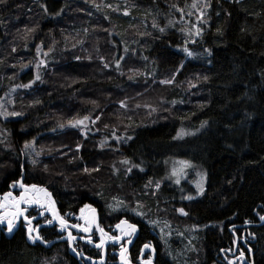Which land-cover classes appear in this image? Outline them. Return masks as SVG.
<instances>
[{"label": "trees", "instance_id": "1", "mask_svg": "<svg viewBox=\"0 0 264 264\" xmlns=\"http://www.w3.org/2000/svg\"><path fill=\"white\" fill-rule=\"evenodd\" d=\"M191 3H0V103L7 111L23 113L7 119L0 116V191L9 180H16L24 166L26 179L47 187L62 212L91 204L101 210L102 223L113 225L124 216L108 218L106 201L139 200L145 190L153 192L145 187L149 180L165 176L168 159H188L207 175L205 194L179 200L178 188L164 183L157 199L188 213L182 219L173 213L175 220L208 226L200 230L196 244L202 260L219 254L229 243L233 246L231 226L240 239L244 234L250 242L255 264H264V224L256 214L264 205V0H210L211 7L205 10L208 24L201 25L202 38L187 45L194 56L186 57L181 47L187 37L179 29L191 27L196 17L181 19L171 6L183 7L187 13L194 11L186 7ZM125 10L129 15H124ZM169 20L175 27L169 26ZM154 21L158 27H153ZM25 27L36 29L27 40L21 38ZM41 43L42 53L53 49L47 57L37 56ZM39 57L47 61L40 69L43 82L27 89L15 87L35 78ZM173 75V84L161 83ZM84 115L101 117L94 125L89 123L87 137L67 126L70 119ZM204 121L207 124L198 135L174 139L182 126L193 130ZM113 132L122 139L116 140ZM126 136L132 139L125 141ZM33 141V147L25 149V143ZM125 159L143 171L134 168L127 173L131 164L121 163ZM246 224L250 226L239 228ZM0 264L80 262L63 245L51 250L32 246L19 232L1 241Z\"/></svg>", "mask_w": 264, "mask_h": 264}, {"label": "snow or ice", "instance_id": "2", "mask_svg": "<svg viewBox=\"0 0 264 264\" xmlns=\"http://www.w3.org/2000/svg\"><path fill=\"white\" fill-rule=\"evenodd\" d=\"M6 0H0V3H5ZM237 3H239V0H236ZM96 7H99V5H96ZM107 7L111 8L112 5H107ZM171 7L175 8L179 13H181V19L184 18V16L191 17L195 15V21L190 22L191 27L187 28H180L179 31L184 34L187 38L183 41V46L181 47V51L185 54L186 57H193L194 52L190 50V48L187 46L189 43L195 44L197 40L195 38H202V34L204 32V27L201 25H207L208 20L205 18L206 16V9L211 7L210 0H204L203 4L200 3V0H192V3L190 5H186V7L190 8L194 11H188L185 13V9L183 7H179L178 5H172ZM45 11H47V8L45 7ZM124 15H129V12L125 10ZM169 26L175 27L173 22L171 20L168 21ZM153 27H158V25L153 22ZM36 29L25 27L23 29V36L21 37L24 40H27L28 36L31 35ZM19 31V30H18ZM159 31L161 33L165 32L164 27H159ZM219 31V29H218ZM141 35H144V33H141ZM43 44L36 47V53L37 56H40L42 53ZM16 49L13 48V51ZM53 49L50 47L47 52H43V56L47 57L49 52H51ZM125 52L128 51V48L125 47ZM205 52L208 55H211L210 50L205 49ZM79 59V57H77ZM122 59V58H121ZM146 59V58H145ZM31 63V62H30ZM36 75L33 80H31L27 84H21L17 85L15 87L20 88H31L34 83L37 81H42V76L40 74L39 69L42 67L47 66V61L44 59H40L36 63ZM14 67V66H13ZM22 67H27V65H23ZM104 67L107 68L109 65L107 63L104 64ZM116 69L120 70V60H117L115 63ZM180 67H183V64L180 65ZM134 71V70H130ZM123 75V72H121ZM133 77L130 76L129 79H132ZM205 80L208 79L207 76L204 77ZM175 82V75L171 79H165L162 80V84H173ZM15 87L12 89L15 91ZM35 103H39V101H35ZM93 104H96V101H92ZM122 107H127L125 101L119 102ZM172 103H175V101H172ZM141 105H137V107H140ZM144 107L151 108V111H156L155 108H152L150 105H144ZM23 113L17 112V111H7L4 108L3 103H0V116H3L5 119L8 117H19L22 116ZM101 117L97 115L94 119L90 115H84L81 118H73L70 119L67 122V126L72 128H77L81 131L82 135L84 137H87L88 133L91 131L89 128V123L95 124ZM207 124V121L202 122L201 127ZM60 128H64L65 124H60ZM107 128L108 125H105ZM189 133L184 132L183 129L179 133H177V136L174 137V139L182 138L183 135H187ZM112 135L115 137L116 140H121L122 137L116 136L115 132L112 133ZM123 139L130 140L132 139L131 136H126ZM34 141L30 143H25L24 147L25 149L33 147ZM103 146V144L101 145ZM81 145H77V149H79ZM36 155H40V153H36ZM33 164L36 163L35 160L32 161ZM121 163L129 165L131 164V161L128 159L123 160ZM133 167L139 168L141 171H143V168L140 167V165L131 164L130 167L126 168L127 173H131ZM194 165L189 160H178L175 161L173 164V167L171 168L169 179L174 178V183L179 185L181 183L182 178H186L187 176V169L193 168ZM46 168V166H45ZM85 172H88L89 170L87 168L84 169ZM93 171H98V169H93ZM196 175L199 177V180L195 181V187L197 189V195H202L205 191L204 189V183L206 180V173H200L197 172ZM151 184V181H149ZM161 184L160 182L155 183V188L158 190L160 188ZM10 189L19 188V194L14 195L12 190L4 192L2 195H0V226H3L7 233L11 234L14 229L17 228L18 224H21L25 229L26 238L28 241L32 242L33 244L39 242L42 244H48L50 243L48 240L44 238L43 235L40 233V225L39 223L33 224V221L37 219V216L29 215V208L35 206L37 211V215L40 217H43L45 213H50L51 218H46L44 223L46 225H55L58 224L59 229L61 232H67L66 240L69 243V245H72L74 241L77 240V236H74L72 234L71 229H77L79 232H82L84 234H87L85 236L79 237L80 239L84 240L86 243L92 244V231L93 227H95L96 231L99 232L100 238L98 243H94V247L97 249H100L101 252L105 249V244L107 241H112L114 243L120 244V250H119V258H120V264H132V260L129 255V249L128 246L133 243V237L138 232V227L135 223H130L127 219H121L119 223L115 225V229L118 231V235H110L109 233L105 232V230L100 227L99 223L97 222V215H96V209L93 208L90 204L84 205L80 209V219L83 220V224L76 223L69 225L68 221L64 218V216L60 215L56 208V202L53 199L52 193L49 191L47 187L41 186L39 184L31 183L26 184L24 182L23 176H21L20 179L13 180L10 184ZM145 187H148V185H145ZM188 200L194 199L193 196L189 195L185 197ZM122 203V202H121ZM137 207H142V205L137 202ZM133 211L136 215L144 217L146 216V213L142 211H136L134 208ZM178 211L183 215H188V213L185 211L184 208L178 209ZM260 212H264V205H261L259 208V211H257V216L259 217L260 221H264V215H261ZM148 223L151 225H157L158 221L154 220H148ZM245 223H252V221H246ZM161 232H163V228L160 229ZM170 234V233H169ZM253 235V234H250ZM254 238V235H253ZM123 241V242H122ZM122 242V243H121ZM245 244L248 243L247 239L244 240ZM149 250L150 254L147 256V258H144V251ZM73 252H77L76 247H72ZM227 251H231V249H228ZM252 248L248 247L247 252L249 254V257L252 254ZM77 255L83 256L82 252H77ZM155 255H156V248L151 243H145L143 244L140 255L138 257L140 264H154L155 261ZM88 260H92V257H87ZM246 259L245 251L240 250L239 255L237 257V260L241 262V264H244V261ZM95 264V262H93ZM100 264H104V258L103 255L100 257ZM228 264H236L235 260H229ZM247 264H255L254 259H247Z\"/></svg>", "mask_w": 264, "mask_h": 264}, {"label": "rangeland", "instance_id": "3", "mask_svg": "<svg viewBox=\"0 0 264 264\" xmlns=\"http://www.w3.org/2000/svg\"><path fill=\"white\" fill-rule=\"evenodd\" d=\"M203 2L204 0H200L201 4H203ZM40 59L46 60L45 57H39L37 62ZM37 62L34 63L35 68ZM205 126L206 125L201 127L200 124L196 129L193 130L187 129L185 126H182L177 133H179L181 129H183L184 132L189 134L183 135L182 138H177L176 140L181 141L187 138L188 136L197 135L202 131V129ZM178 160H188V159L171 158L165 162L166 174L162 179L158 180L161 184L160 188L163 186L164 183H170L174 187L178 188L180 193L178 197L179 200L182 199L185 201H189L188 199L185 198L189 195L193 196L194 199L201 198L206 191L207 175L204 183L205 191L202 195H197L196 194L197 189L195 187L194 182L199 180V177L196 175V173L197 172L205 173V172H203L200 168H198V166L194 162L191 161L194 167L187 169V176L186 178L181 179V183L179 185L174 183V178L173 179L168 178L170 176L171 168L173 167L174 162ZM134 168L135 167H133V169ZM21 174L26 175L24 166H22L19 169V176ZM149 181H151V184L149 183ZM149 181H148V187H152L153 194L152 193L149 194V192L145 190V194L140 195L139 198H136L139 200H135L134 202L130 198H129L130 201L127 198H121V197L110 198L104 204V213L107 215L108 218H112L113 220L114 218L118 217L117 216L118 214H123L124 218L121 219H125V218L127 219L131 217L132 219L140 220L141 223L145 224L148 228H152V230L156 232L157 237L159 238L162 246L167 252H170L171 254L175 255L178 259L187 260L188 264H198V260H202V254H201L202 251L197 248L196 244L199 241V233L201 232L200 230H204L208 228V226H205L204 228H202V226L193 227L183 222L184 220L183 221L175 220L176 216L178 218L181 217V219L185 218V216L178 211V209L180 208L171 207L164 198L160 199L159 201V199H157L158 197L157 194L160 188L158 190L155 188V183L158 181L156 182L152 180ZM137 202H139V204L142 205V207H137ZM81 208L82 207H80L75 212L76 213L75 216L78 223L83 224L84 223L83 220L79 218ZM134 208L136 209V211H142L146 213V216L141 217L136 215L135 212L133 211ZM173 213H175L174 214L175 217H173ZM169 214L171 215L169 216ZM148 220L158 221V224L155 226L151 225L148 223ZM161 228H163V232L160 231Z\"/></svg>", "mask_w": 264, "mask_h": 264}, {"label": "flooded vegetation", "instance_id": "4", "mask_svg": "<svg viewBox=\"0 0 264 264\" xmlns=\"http://www.w3.org/2000/svg\"><path fill=\"white\" fill-rule=\"evenodd\" d=\"M21 176H23L24 182L26 184H31L26 179L25 174H21L20 176H18L16 178V180L20 179ZM12 181L13 180L8 181V183L4 187V189L2 191H0V195H2L4 192L9 191V190H12L14 195L19 194V191H20L19 188L10 189L9 186L12 183ZM52 196L56 202V208H57L58 212L60 213V215L64 216V218L68 221L69 225L78 223L76 216H75L76 213L72 212V211H67L65 213L62 212L60 209V206H59V202L56 200L53 193H52ZM93 208H96L99 211L100 227H102L105 230V232L109 233L110 235H118L119 233L115 229V225L119 222H116L113 225L112 224L106 225V224L102 223L101 210L98 207H93ZM37 211L38 210L36 209V207L33 206V207L29 208L28 214L32 215V216H37V219L35 221H33V224L39 223L40 228H41L44 225H46L44 223L45 219L46 218L50 219L51 215H50V213H45V215L43 217H40L37 215ZM127 220L130 223H135L138 227V232L132 238V239H134L132 245H129L130 247L128 246L129 247V255H130V258L132 260V264H140L138 257L140 255V250H141L143 244H145V243H151L156 248V255H155L154 264H188L187 260L178 259L175 255L171 254L170 252H167L164 249V247L162 246L159 238L157 237L156 232L154 230H152V228H148L145 224L141 223L140 220H137V219L136 220L127 219ZM143 225L146 227V229H147L146 231H143V228H144ZM71 231H72V234L74 236H77V240L74 241V243H73V246L76 247L77 252H82L83 256L86 258L92 257V261H89L88 259H81V258L73 255L71 253L70 245L67 242V240L54 245L51 249H53L57 245H63L65 248L67 247L69 255L71 257H73L74 259L78 260L80 262V264H93L94 261H99L101 255L104 256V251H105V259H106L105 264H120V258H119L120 244L119 243L107 241L105 244L104 251L101 252L100 249H97L94 247V243H98L99 238H100V234L98 231H96L95 227H93V231L91 233L92 239L94 242L92 244L86 243L79 238L81 236H85L86 234L79 232L77 229H71ZM19 232H23L25 239L27 240L25 229L22 225V222H21V224H18L17 228L14 229V231L11 234L7 233L6 229L3 226H0V243L3 239H6V240L12 239ZM40 233L50 243L55 241V240H59V239H63V238L67 237V232L66 231L61 232L58 224L51 225L50 227L42 228L40 230ZM228 233L230 234V237H231V233H232V237L234 238L233 239V246L231 247V243L227 244V246L224 249H222L219 254H217L211 258H208L206 256L205 260H198V264H228L229 260H235L236 264H241V262L239 260H237V257L239 255L240 250L245 251L246 259L244 261V264H247V259H249V258L253 259V252H252L250 257H249V254L247 252L248 247H251V246H250V242L245 244V242H244V240L246 239L245 235L243 234L242 238L240 239L236 233V228L233 230V229H231V226L228 229ZM28 242L31 243L32 246H36L38 244L40 246H42V244L39 242H37L35 244H33L30 241H28ZM43 248H45V247H43ZM51 249H47V250H51ZM228 249H231V251H227ZM149 254H150L149 250H145L144 251V258H147V256Z\"/></svg>", "mask_w": 264, "mask_h": 264}, {"label": "water", "instance_id": "5", "mask_svg": "<svg viewBox=\"0 0 264 264\" xmlns=\"http://www.w3.org/2000/svg\"><path fill=\"white\" fill-rule=\"evenodd\" d=\"M54 199V198H53ZM96 209V208H95ZM96 215H97V222L99 223V225H100V215H99V211H98V209H96ZM262 224H264V221H261V224L260 225H262ZM51 225H44L43 227H41L40 228V230L42 229V228H45V227H50ZM249 227L250 226V224H246V225H244V226H239V227H241V228H244V227ZM87 235V234H86ZM66 240V238H63V239H59V240H55V241H53V242H51V243H48V244H42V246L43 247H45L46 249H51L54 245H56V244H58V243H61V242H63V241H65ZM82 240V239H81ZM82 241H84V240H82ZM133 241H134V239H133ZM85 242V241H84ZM74 243V242H73ZM132 245V244H131ZM72 247H74L73 246V244L72 245H70V249H71V253L73 254V255H75V256H77V257H79V258H81V259H87L86 257H84V256H80V255H77V252H73L72 251ZM130 247V246H129ZM129 247H128V249H129ZM234 255V254H233ZM103 258H104V264H105V261H106V259H105V251H104V256H103ZM90 261V260H89ZM92 261V260H91ZM95 262V264H100V260L99 261H94Z\"/></svg>", "mask_w": 264, "mask_h": 264}, {"label": "bare ground", "instance_id": "6", "mask_svg": "<svg viewBox=\"0 0 264 264\" xmlns=\"http://www.w3.org/2000/svg\"><path fill=\"white\" fill-rule=\"evenodd\" d=\"M25 4V3H24ZM8 14V13H7ZM12 15V14H11ZM3 21V20H2ZM4 25V24H3ZM224 34V33H223ZM49 35H50V33H49ZM94 36V35H93ZM227 37V36H226ZM133 43V42H132ZM148 54V53H147ZM123 61V60H122ZM155 79V78H154ZM196 128V127H195ZM199 130V129H198ZM198 135V134H197ZM101 152V151H100ZM96 153V152H95ZM165 166V165H164ZM168 167V166H167ZM135 179V178H134ZM168 195V194H167ZM81 200V199H80ZM178 200V199H177ZM228 201V200H227ZM171 214H169V216H170ZM239 228H241V227H239ZM244 228H247L246 226L244 227ZM244 228H241V229H244Z\"/></svg>", "mask_w": 264, "mask_h": 264}]
</instances>
